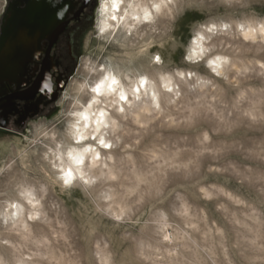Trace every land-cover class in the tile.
Returning <instances> with one entry per match:
<instances>
[{
    "label": "clouds",
    "instance_id": "clouds-1",
    "mask_svg": "<svg viewBox=\"0 0 264 264\" xmlns=\"http://www.w3.org/2000/svg\"><path fill=\"white\" fill-rule=\"evenodd\" d=\"M48 2L75 30L0 117V264H264V0Z\"/></svg>",
    "mask_w": 264,
    "mask_h": 264
},
{
    "label": "flooded vegetation",
    "instance_id": "flooded-vegetation-1",
    "mask_svg": "<svg viewBox=\"0 0 264 264\" xmlns=\"http://www.w3.org/2000/svg\"><path fill=\"white\" fill-rule=\"evenodd\" d=\"M63 2L72 4V19L81 28L86 27L81 21L83 7H76L80 0ZM56 11L48 0H13L10 14L0 25V117L7 118L9 114L19 112L23 119L37 111L41 101L35 100V96L43 73L53 64L69 58V33L75 30V26H70L67 19L56 20ZM41 49L45 51L42 66L37 64L30 69L33 53ZM37 71L40 75L33 83ZM24 82L32 86L22 91ZM19 101L25 102L23 111L19 109Z\"/></svg>",
    "mask_w": 264,
    "mask_h": 264
}]
</instances>
